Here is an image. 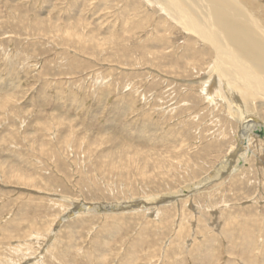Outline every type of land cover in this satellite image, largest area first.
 Here are the masks:
<instances>
[{
	"label": "rangeland",
	"instance_id": "374dc122",
	"mask_svg": "<svg viewBox=\"0 0 264 264\" xmlns=\"http://www.w3.org/2000/svg\"><path fill=\"white\" fill-rule=\"evenodd\" d=\"M170 8L0 0V264H264V92Z\"/></svg>",
	"mask_w": 264,
	"mask_h": 264
},
{
	"label": "bare ground",
	"instance_id": "6f19581e",
	"mask_svg": "<svg viewBox=\"0 0 264 264\" xmlns=\"http://www.w3.org/2000/svg\"><path fill=\"white\" fill-rule=\"evenodd\" d=\"M158 2H161L162 7L166 9L171 7L170 9L173 10L176 7L179 11H182L179 12L178 16L181 20L183 19L184 26L189 30L193 28L194 34L201 36L214 48L219 55L218 70L220 74L230 79L234 77L232 80L235 79L236 81H234L239 84L245 77H249V81L245 79L243 82L255 91L264 92V27L261 26L252 13L246 11L248 10L246 7L240 6L236 0H158ZM184 4L189 5V8H187L193 12L194 17L182 8ZM233 65L243 69V71H240L237 68L236 72L240 76L232 73L234 72L232 70L234 69ZM232 86L234 92L238 90L236 89L237 85L236 88L234 84ZM247 115L240 119L242 132L249 134L245 138L243 137L246 142L244 141L245 143L243 142L242 146L246 144L250 146L251 136L261 135L260 138L264 139V123L252 114ZM241 145V150H239L243 152L238 157V160H241L239 168L245 165L244 159L249 155L250 150L248 152L244 151L246 149H242ZM233 159L229 160L218 171L221 172L226 169V165H229L230 161H234ZM230 166L232 165L230 164ZM235 171L237 169H231L229 173Z\"/></svg>",
	"mask_w": 264,
	"mask_h": 264
}]
</instances>
